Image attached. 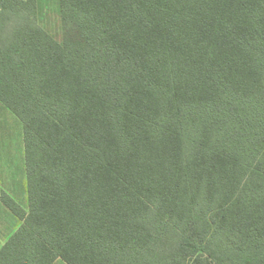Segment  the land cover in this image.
<instances>
[{"label":"trees","instance_id":"1","mask_svg":"<svg viewBox=\"0 0 264 264\" xmlns=\"http://www.w3.org/2000/svg\"><path fill=\"white\" fill-rule=\"evenodd\" d=\"M0 0V104L28 209L0 264H264V0Z\"/></svg>","mask_w":264,"mask_h":264},{"label":"rangeland","instance_id":"2","mask_svg":"<svg viewBox=\"0 0 264 264\" xmlns=\"http://www.w3.org/2000/svg\"><path fill=\"white\" fill-rule=\"evenodd\" d=\"M39 24L55 38H61L57 0H38ZM23 123L0 104V194L13 198L28 209ZM23 223L0 200V244L6 242ZM54 264H66L57 259Z\"/></svg>","mask_w":264,"mask_h":264},{"label":"crops","instance_id":"3","mask_svg":"<svg viewBox=\"0 0 264 264\" xmlns=\"http://www.w3.org/2000/svg\"><path fill=\"white\" fill-rule=\"evenodd\" d=\"M4 243H5V242H4ZM4 243H3V244H0V249H1V247L4 245ZM60 260H61V259H60ZM55 262H56V261H55ZM55 262H54V263H55ZM63 262H64V261H63ZM64 263H65V262H64Z\"/></svg>","mask_w":264,"mask_h":264}]
</instances>
